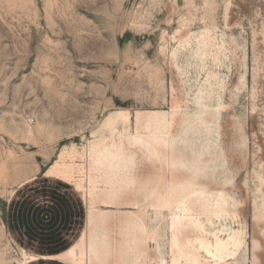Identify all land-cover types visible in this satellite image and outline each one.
Here are the masks:
<instances>
[{"label":"rangeland","instance_id":"obj_1","mask_svg":"<svg viewBox=\"0 0 264 264\" xmlns=\"http://www.w3.org/2000/svg\"><path fill=\"white\" fill-rule=\"evenodd\" d=\"M202 25L234 50L220 86L200 92L215 72L194 54ZM158 114L168 116V146L132 139L119 149L133 184L118 201L79 194L111 129L150 141L145 124ZM189 180L227 194L238 214L228 264H264V0H0V264L23 259L16 222L33 225L32 247L62 254L47 264H171L177 207L159 202ZM90 210L107 216L114 245L118 223L142 226V251L69 257Z\"/></svg>","mask_w":264,"mask_h":264},{"label":"bare ground","instance_id":"obj_2","mask_svg":"<svg viewBox=\"0 0 264 264\" xmlns=\"http://www.w3.org/2000/svg\"><path fill=\"white\" fill-rule=\"evenodd\" d=\"M196 29L198 45L194 54L199 55L203 70L208 66L215 68V72L211 71L213 77L207 76L202 81L199 91L203 92L207 86L215 83H217V88L220 86L225 78L224 75L227 74L226 68L223 67L224 60L231 62L229 55H231L230 51L233 52L234 49L227 48L224 45V42H227L224 37L219 42L217 37L210 32L212 31L211 27L202 25ZM193 31V29L189 30L182 38L178 39L176 46L188 45ZM223 68L225 69L223 70ZM242 75L243 72L239 76V81L242 80ZM175 112L176 110L172 112V117ZM167 123L168 116L165 114L149 116L145 128L148 133L147 138L151 136L150 141L135 137L130 139L126 137L125 139L119 133L112 132L114 129L112 128L109 133V138H112L111 141L108 144L105 143L96 147L92 151L89 158V172L85 179L79 177V181L75 185L79 194L83 195L87 191L85 193L90 203H93L95 199L107 200L111 203L118 201L117 199L133 184V180L130 181L127 176L130 162L123 157L119 149L124 150L125 144L133 145L129 143V140L133 139V142L137 145L142 146V143L145 142L149 150L157 152L158 145L168 146L170 129L166 127ZM78 155L83 157L82 149L79 150ZM66 161L67 156L65 155L60 164L65 166ZM185 161L188 162L189 159L186 157ZM201 161L205 162L207 160L201 159ZM202 171L203 176L206 175L205 170ZM181 187L180 193L176 197L173 195L172 199L167 200L163 196V200L160 199L159 202L161 206L174 203L177 207L176 214L170 218L169 222L172 245L175 248V255L171 260V264H228L241 244L240 237L242 233L238 214L227 204L229 203L228 195L210 189L209 185H205L202 180L195 184L189 180L186 181V186ZM173 188V186H170L169 190L172 191ZM219 219L227 224H222L223 229H218V231L211 229V225ZM133 226V223L129 220L118 223L119 243L117 242L118 244L114 245L109 236L107 216L98 211L90 210L87 232L83 235V237H86L85 241L83 239V243L80 237L74 242L68 249V253L71 255L69 257L82 259L84 254L92 253L96 259H99L100 255L106 256L105 254L113 251L122 254L131 248L141 252L144 230L142 226L138 225L135 230H132ZM224 231L226 235L221 234ZM24 247H21L23 259L17 264H38L49 259V255L38 254Z\"/></svg>","mask_w":264,"mask_h":264},{"label":"crops","instance_id":"obj_3","mask_svg":"<svg viewBox=\"0 0 264 264\" xmlns=\"http://www.w3.org/2000/svg\"><path fill=\"white\" fill-rule=\"evenodd\" d=\"M18 200L15 201V206H17V204H20L22 205L23 207H25V204H27V201L24 202V199L21 197V198H17ZM20 211V209H19ZM19 211L17 213H19ZM11 226H13L12 224H10ZM14 227V226H13ZM16 227L19 228L17 229L15 232H17V241L19 244V246L21 247H24L26 249H29L31 251H34L38 254H46V255H50L51 258L47 259V260H43L41 261L40 263L38 264H41L42 262H45L44 264H47V261H54L53 259H56L57 261V258L59 259V257L62 255L61 253H58V254H49V253H46V252H42V251H38L37 249H35L34 247H32V237L30 238L29 237V231L28 230H33V225L30 224V223H26V222H16ZM20 235V236H19ZM24 236V237H22ZM27 238V239H26ZM23 239V240H22ZM25 240V241H24ZM30 241V242H29ZM25 242V243H24ZM23 245V246H22ZM28 245V246H27ZM71 246V245H70ZM69 246V247H70ZM68 247V248H69Z\"/></svg>","mask_w":264,"mask_h":264},{"label":"snow or ice","instance_id":"obj_4","mask_svg":"<svg viewBox=\"0 0 264 264\" xmlns=\"http://www.w3.org/2000/svg\"><path fill=\"white\" fill-rule=\"evenodd\" d=\"M69 223H71V222H69ZM53 239H54V236H53ZM41 243H44V241H42V240H37V245H39V244H41Z\"/></svg>","mask_w":264,"mask_h":264}]
</instances>
